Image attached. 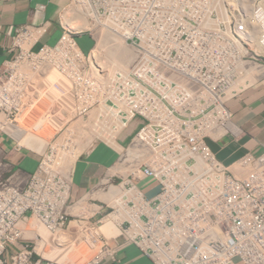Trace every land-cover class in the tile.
<instances>
[{
  "label": "built area",
  "instance_id": "1",
  "mask_svg": "<svg viewBox=\"0 0 264 264\" xmlns=\"http://www.w3.org/2000/svg\"><path fill=\"white\" fill-rule=\"evenodd\" d=\"M2 29L0 264H63L78 235L105 257L264 264V149L228 164L212 147L239 136L232 102L264 78V0H62ZM101 141L118 158L78 195L74 161Z\"/></svg>",
  "mask_w": 264,
  "mask_h": 264
},
{
  "label": "crops",
  "instance_id": "2",
  "mask_svg": "<svg viewBox=\"0 0 264 264\" xmlns=\"http://www.w3.org/2000/svg\"><path fill=\"white\" fill-rule=\"evenodd\" d=\"M61 1H0V23L6 28L9 23L20 24L39 18H53ZM40 4H44L45 9L38 12L36 8ZM56 32L53 30L49 36L52 37ZM5 44V31L2 29L0 30V64L8 57ZM232 108L235 121L241 128L239 136H227L212 142L218 156L228 164L246 152L260 153L264 149V78L250 88L242 99L233 101ZM117 158L118 150L102 141L95 143L88 151L78 156L73 164L74 191L78 195L91 191L99 180L110 171ZM132 258L141 261L142 259L150 260L137 246L129 245L117 250L115 258L107 256L98 264H124L125 261Z\"/></svg>",
  "mask_w": 264,
  "mask_h": 264
},
{
  "label": "rangeland",
  "instance_id": "3",
  "mask_svg": "<svg viewBox=\"0 0 264 264\" xmlns=\"http://www.w3.org/2000/svg\"><path fill=\"white\" fill-rule=\"evenodd\" d=\"M41 0H36V2ZM59 37V31L56 32L50 39L44 40L49 41L50 43L55 42ZM89 42L87 41L84 44V48L89 47ZM213 147V146H212ZM38 157L37 156H26L21 159L19 166L27 171H33L37 165ZM148 191V195H153L156 192L155 185L151 184L145 188ZM112 244L113 241L111 240ZM68 256L61 261L63 264H87L93 257L100 255L102 258L106 256V249L101 248V244H95L91 247L82 240L80 235L77 236L76 240L71 239V243L66 248ZM137 258V257H136ZM132 258L124 262V264H152L150 260L147 259H136Z\"/></svg>",
  "mask_w": 264,
  "mask_h": 264
},
{
  "label": "bare ground",
  "instance_id": "4",
  "mask_svg": "<svg viewBox=\"0 0 264 264\" xmlns=\"http://www.w3.org/2000/svg\"><path fill=\"white\" fill-rule=\"evenodd\" d=\"M118 51L120 52L119 53L120 56L126 57L127 53L124 50L119 49ZM34 143H36V142L33 141L32 144H34ZM72 226L75 227L76 222L73 221ZM101 229H102V232L105 233V235L108 237H113L117 233V227L114 225L113 222H109V221L105 222L101 226ZM41 230L45 231L43 228ZM67 256H68V252L66 251V249L60 250V251L53 253L51 255L52 258L57 259L59 262L64 260Z\"/></svg>",
  "mask_w": 264,
  "mask_h": 264
},
{
  "label": "trees",
  "instance_id": "5",
  "mask_svg": "<svg viewBox=\"0 0 264 264\" xmlns=\"http://www.w3.org/2000/svg\"><path fill=\"white\" fill-rule=\"evenodd\" d=\"M79 40H80V42L82 43V45H84L87 41H88V42L91 41L90 38H88V37H82V38H80Z\"/></svg>",
  "mask_w": 264,
  "mask_h": 264
}]
</instances>
